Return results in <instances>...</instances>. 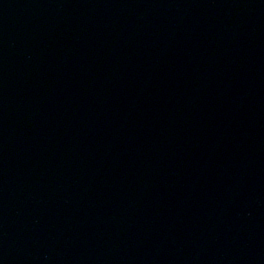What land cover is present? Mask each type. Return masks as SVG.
I'll return each mask as SVG.
<instances>
[{
    "label": "water",
    "instance_id": "1",
    "mask_svg": "<svg viewBox=\"0 0 264 264\" xmlns=\"http://www.w3.org/2000/svg\"><path fill=\"white\" fill-rule=\"evenodd\" d=\"M0 264H264V0H225L99 136L0 152Z\"/></svg>",
    "mask_w": 264,
    "mask_h": 264
}]
</instances>
